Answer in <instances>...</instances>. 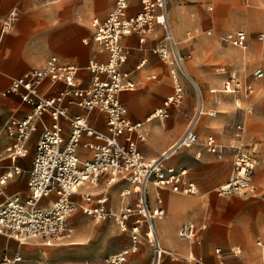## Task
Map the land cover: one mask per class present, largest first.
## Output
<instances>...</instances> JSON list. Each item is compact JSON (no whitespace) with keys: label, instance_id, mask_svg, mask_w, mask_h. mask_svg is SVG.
<instances>
[{"label":"built area","instance_id":"2783aa9c","mask_svg":"<svg viewBox=\"0 0 264 264\" xmlns=\"http://www.w3.org/2000/svg\"><path fill=\"white\" fill-rule=\"evenodd\" d=\"M132 1L115 0L113 9L104 20L93 19V37L102 50L108 53V60L88 62L86 69L93 75L89 87L82 88L78 84L81 69L77 65L62 62L58 56H52L41 67L15 78L2 92L3 97L16 96L20 103L28 104L33 109L25 118L11 117L5 123L4 129L12 139L6 153L12 162L28 155L27 143L32 133L39 128L38 125L44 123V115H48L53 122L51 126L44 127L37 141L26 199L9 197L0 203V234L20 243L36 240L47 247L68 244L74 236L70 219L79 208L95 223L114 219L122 232L130 228L132 244L125 251L110 255L108 261L112 264H124L130 255L139 250L143 226L144 235L153 247L151 264H161L169 254L156 229V221L165 216V210L150 204L149 190L154 186L185 195H195L198 192V185L187 178L188 170L168 167L167 162L180 151L199 143L197 127L207 112L203 109L202 92L187 71L186 56L182 53L171 25L169 0H139L141 9L130 15ZM19 14L20 10L15 6L0 20L1 36L14 26ZM156 27L161 28L162 35L151 52L169 65L173 93L147 121L157 119L165 122L169 118V108L182 105L185 96L182 76L198 88L200 97L198 109L183 134L160 156L149 158L139 146L147 141L144 124L130 119L128 110L120 99L121 93L136 89V83L128 73L122 71V66L129 59V50L122 40L137 35L140 43L145 44ZM190 34L195 37L202 34L210 36L212 31L196 28ZM222 40L243 51H247L249 47L247 33L243 30L228 32ZM257 41L264 43V30L257 35ZM146 62L143 59L137 69L143 68ZM216 72L226 77L224 92L236 94L242 91L245 95L253 93L252 83L240 80L236 72L229 68L220 66ZM251 78L253 81L263 79L264 71L261 68L255 69ZM46 79L52 84H65V89L57 95L44 98L40 94V87ZM71 106L83 109L86 114L69 117L68 109ZM249 109L252 110L253 106ZM94 110L105 114L107 132L92 128L89 114ZM62 118L68 119L72 128L68 140L63 137ZM243 130L241 124L236 127L237 137L241 136ZM84 136L93 140L84 144L92 149V160L81 161L78 155ZM204 147L211 154L221 151L214 135L207 136ZM235 152L234 169L228 181L215 189L220 197L246 195L253 190L252 178L258 166V153L256 149L248 151L239 148ZM196 156L200 157L201 152L198 151ZM20 172V168L15 167L0 175V196L9 179ZM101 178L106 181V188L99 195L79 191L88 184L97 186ZM119 182L128 184L122 190L121 197L132 194L136 197L133 205L125 204L117 212L109 203L107 190ZM50 196H55L51 205L42 207V200ZM74 196H78L80 202ZM205 228V225L185 222L180 226L178 237L195 242L199 232ZM215 253L219 257V264H226L222 257L223 251L216 249ZM4 260L11 262L8 256ZM188 261L191 264H203L195 256H190Z\"/></svg>","mask_w":264,"mask_h":264},{"label":"crops","instance_id":"0c3cea01","mask_svg":"<svg viewBox=\"0 0 264 264\" xmlns=\"http://www.w3.org/2000/svg\"><path fill=\"white\" fill-rule=\"evenodd\" d=\"M256 1L262 4L264 3V0ZM234 3L238 5L239 3L244 4L245 0H237L236 2L235 0H169V19L180 44L184 43L186 45L191 41L189 38L190 32L196 28L211 30V28H204L202 26L203 18L206 16L208 10L211 11V17L219 20V22L224 20H241L242 16L240 18L236 16L239 13L231 12L226 14V16L218 15L222 14V8ZM114 4L115 0H0V20H3L11 8L16 6L20 10L19 18L14 26L3 36H1L0 30V150L10 137L4 129L6 121L11 117L23 119L33 110L30 105L20 103L16 96L3 97L2 92L9 87L15 78L20 77L32 69L41 67L52 56H58L62 62L77 65L81 69L77 79L78 84L82 88L89 87L93 75L86 69L88 62L90 60L107 62L108 60V53L102 50L93 37L94 28L92 21L95 18L104 20L113 9ZM131 5L129 10L130 15L136 14L141 9L139 0H133ZM215 6L217 7L216 10H214ZM238 30H243L247 33L248 48H250V40H252L250 34L244 29ZM233 31L237 30H228L224 34ZM161 35V28L156 27L154 34L149 37L148 42L145 44L140 43L137 35L126 37L122 40L123 45L129 50V59L122 66V71L128 73L130 78L136 83V89L121 93L120 99L126 106L130 119L135 123L144 124L147 141L146 143H140L139 146L145 156L149 158L160 156L183 134L189 120L198 109L200 97L196 98L194 104L193 94H189L193 92V85L188 79L182 76L181 79L185 90L182 105L169 108V118L165 122H160L157 119L147 121L149 116L156 109L161 108L165 99L173 93V80L169 65L159 58V56L151 52V48L158 42ZM192 38L194 39V43L206 41L203 37L195 39L194 36ZM254 50L258 52L257 48ZM193 51L197 54L196 59L188 61L186 68L195 84L200 86L199 80L204 78L201 77L203 76L202 69L205 62L204 54L202 48L199 46H195ZM262 53L264 54L263 50ZM143 59L147 60L145 66L137 69L138 64ZM221 66H225L236 72V75L240 78V74L236 70L226 65ZM217 68H215L217 76H214L211 81L217 83L218 78H220L221 90L223 91V83L226 77L217 74ZM257 68L264 70L261 65H258L253 71ZM251 74L249 77L252 80ZM246 82L249 81L246 80ZM252 82L255 81L252 80ZM187 87L189 90L186 89ZM63 89H65V84H52L49 79H46L40 87V94L44 98H48L57 95ZM215 90L220 89L212 87L205 95L201 91L203 96V109L207 112L206 115L208 113L211 114L210 116H216L218 114L217 107L213 106L214 99L218 100V97L214 95L216 93H212ZM219 93L228 96L235 95L224 91ZM232 99L235 102L238 98L234 97ZM185 102L187 104L186 109L183 107ZM211 106L213 109H207ZM68 110L69 117L86 114L83 109L77 106H71ZM43 120L44 123L38 125L39 128L32 133L27 143V156L18 158L15 162H12L6 153V148L12 141L11 138V141L4 148L3 154H0V175L10 169L13 170L15 167L20 168L21 172H23L20 178L15 177L17 182L11 180L14 176L9 179L11 181H8L4 186L3 195L0 196V203L5 202L9 197L18 196L21 199H26L28 195L27 186L28 181H30V171L32 169L37 141H39L44 127L51 126L53 122L48 115H44ZM89 122L92 128L98 131L107 132L108 130L106 116L99 110H94L89 114ZM223 123L225 122L220 121L218 125L220 126ZM61 125L63 127V137L65 140H68L72 129L69 120L62 118ZM211 129H214L213 125L205 123L199 132L197 131L199 138ZM90 141L93 140L86 136L82 139V144L78 149V155L81 161L92 160V149L90 150L84 146V144ZM229 141L227 140L228 143ZM253 149H256L257 153L259 152V147L256 144L247 150L251 151ZM193 151L191 149L185 152L188 154L186 156L188 159L191 158L192 155L190 153ZM209 157L210 155L204 150L203 158L206 159ZM184 165L186 163L179 157H176V155L167 162L168 167L188 170ZM187 178L198 185L190 170H188ZM222 179L221 177L218 178V180ZM261 185L264 186V182L259 183L260 188ZM126 187H128V184L119 182L107 190L109 203L115 209L121 208L125 204L133 205L135 203L136 196L134 194L125 198L121 197V192ZM105 188L106 181L104 178H101L97 186L88 184L79 191L99 195ZM118 189L119 192H117ZM2 197L5 199L1 200ZM53 199H55V196L43 199L41 206H50ZM74 199L80 202L78 196H74ZM149 200L153 207H162L165 210V216L156 221L158 236L164 248L171 255L170 258L166 259L164 264H181L175 259L177 256L182 257L187 254L195 256L203 264H219V257L215 253L216 249L223 251L222 257L226 264H240V245L249 246L253 237L252 228L245 224V221L249 218L247 217L248 213L240 209V196L236 199L231 198V196L220 197L212 194L211 191L205 190L202 196L187 199L179 196L171 189L168 190L167 188L151 186ZM159 200H161V203ZM254 205L257 206L256 220L259 224V232L264 235V198L254 202ZM83 216L87 218L84 214ZM71 219L70 224L74 228V239L76 232ZM81 220L80 222H85L83 218ZM185 222H193L197 226H206L204 230L199 232L197 241L187 242V240L184 241L178 237L180 226ZM73 239L68 244H79L78 242H73ZM32 243L42 245L36 240ZM195 243H198V245H193ZM257 245L261 247L263 243L258 241ZM142 248L147 250L148 246L144 244ZM62 250H46L43 251V255L45 258L46 256L61 258L64 257V252H61ZM245 251L246 258L249 255L259 256L261 254V249L259 248H255V251H251L250 253L247 248ZM21 253L23 256H30L37 261L40 260L39 253L37 251L35 252V249L26 247L22 249ZM19 258L18 261L23 262L21 255H19ZM137 261V256H133L127 264H146L143 261Z\"/></svg>","mask_w":264,"mask_h":264},{"label":"rangeland","instance_id":"374dc122","mask_svg":"<svg viewBox=\"0 0 264 264\" xmlns=\"http://www.w3.org/2000/svg\"><path fill=\"white\" fill-rule=\"evenodd\" d=\"M237 0H235L236 2ZM192 4V3H191ZM215 6V10H216ZM208 9V8H207ZM239 13V18L241 20H224L219 22L215 18L211 17V11L208 10L206 16L203 18L204 28H211L212 35L208 36L202 34L198 38H205L206 41L201 43H194V37L190 34V40L186 45L184 43L180 44L182 53L186 56V63L196 59V53L193 51L195 46L202 48L204 54V67L202 69L203 79H200V90L204 95L212 87H216L220 90L212 91L217 99H214L213 106L218 109V114L216 116L203 115L197 131L203 127L205 123H210L213 125L214 129L206 132L202 137L199 138V143L194 147L189 149H184L180 151L179 157L182 161L186 163L184 165L190 172L192 176L196 179L198 184V192L195 195H185L182 193H177L179 196L185 198H193L197 196H202L205 190L211 191L212 194L217 196L215 192L216 186L224 183L232 172L235 149L239 148L241 150H247L252 145H257L259 147L258 152V166L255 170L254 176L252 178V192L246 195H234L231 198H239L240 196V209L248 213V220L245 224L251 227L253 230L252 242L249 246L240 245V264H264V235L259 232V224L256 220L257 218V206L254 205L259 199L264 198V186L259 187V183L264 182V78L252 82L250 79V74L255 67L261 65L264 69V43L259 42L257 35L264 30V3H258L256 0H245L244 4L239 5L234 3L232 5H226L222 8L221 13L218 15L226 16L228 13ZM221 23V25H220ZM244 29L249 34L252 40H250L249 50L242 51L222 40L224 33L228 30ZM179 40V39H178ZM258 49V52L254 50ZM223 58V59H222ZM221 65H226L236 70L240 74V80L252 82L254 91L252 94L245 95L244 92L240 91L234 96H228L226 94H221L223 92L221 86V80L218 78L217 83H213L211 79L217 76L215 73V68ZM264 71V70H263ZM212 75V76H211ZM242 76V77H241ZM196 78H198L196 76ZM199 79V78H198ZM193 85V100L195 104L196 98H198V88ZM187 90L188 87L186 88ZM213 97V95H211ZM237 97L238 99L234 102L232 98ZM239 100V101H238ZM253 106L250 110L249 107ZM184 109L187 108L185 102ZM211 110L213 107H208ZM223 121L222 125H218V122ZM244 127L243 132L240 137H237L236 127L238 125ZM208 135H214L220 145V153L218 154H207L210 155L209 158L204 157V141ZM9 139L5 143L4 147L0 150V154H3L4 148L11 141ZM227 140H230L229 143ZM149 141V136H148ZM202 152L200 157L196 156L198 150ZM194 150L190 153L192 156L188 159L187 153L189 150ZM197 150V151H196ZM186 159V160H184ZM1 171V169H0ZM23 175V172L14 175L11 180L17 182L15 177ZM223 178L218 180V178ZM18 178V180H19ZM10 180V181H11ZM9 181V182H10ZM170 190V189H168ZM119 192V189L117 190ZM18 197V196H16ZM21 198V197H19ZM114 198V195H113ZM5 198L2 197L1 200ZM153 205L155 203L152 202ZM115 209V208H114ZM116 211H120V207L116 208ZM85 220V222L81 219ZM75 226V237L73 242H78L79 244H61L52 247L43 246L40 244H34L33 241L26 243H20L12 238H8L0 234V264H112L108 261V258L112 254H117L123 250L129 248L132 244L130 228L122 232L114 219L106 221L103 223H95L91 218H85L78 208L76 214L71 219ZM79 224V225H78ZM132 226V220L129 223ZM142 240L139 245V250L130 255L124 264H127L129 259L133 256H137V262H145L146 264H151L153 260V247L149 243L148 239L145 237V226L142 227ZM186 241V240H184ZM261 241L263 246H258L257 242ZM189 242V241H187ZM146 244L148 249L142 248ZM68 245V246H67ZM193 245H198L195 243ZM254 246V247H253ZM35 249V252L39 253V259L35 260L30 256H23V248ZM253 247V249H252ZM246 248L248 252L255 251V248L261 249V254L259 256L249 255L246 258ZM50 249H63L61 252L64 257L54 258V257H44L43 251ZM19 255L23 258V262L18 261ZM8 256L11 262H5L4 257ZM191 254H187L182 257L175 259L181 264H191L188 259ZM171 255L168 254L162 260L161 264H164L167 258ZM16 259V260H15Z\"/></svg>","mask_w":264,"mask_h":264},{"label":"bare ground","instance_id":"6f19581e","mask_svg":"<svg viewBox=\"0 0 264 264\" xmlns=\"http://www.w3.org/2000/svg\"><path fill=\"white\" fill-rule=\"evenodd\" d=\"M214 10H215V8H214ZM68 246V245H67Z\"/></svg>","mask_w":264,"mask_h":264}]
</instances>
